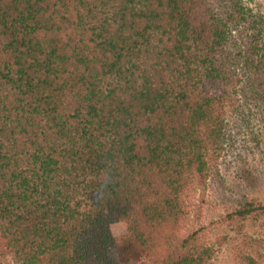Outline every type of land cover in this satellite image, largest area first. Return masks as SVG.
Wrapping results in <instances>:
<instances>
[{
	"label": "trees",
	"instance_id": "trees-1",
	"mask_svg": "<svg viewBox=\"0 0 264 264\" xmlns=\"http://www.w3.org/2000/svg\"><path fill=\"white\" fill-rule=\"evenodd\" d=\"M263 26L241 0H0V255L210 264L198 229L178 235L184 194L225 140L237 69L264 104ZM252 243L238 264H262Z\"/></svg>",
	"mask_w": 264,
	"mask_h": 264
},
{
	"label": "rangeland",
	"instance_id": "rangeland-1",
	"mask_svg": "<svg viewBox=\"0 0 264 264\" xmlns=\"http://www.w3.org/2000/svg\"><path fill=\"white\" fill-rule=\"evenodd\" d=\"M241 2L264 16V0ZM243 77L237 69L236 88L225 107L224 142L209 158L203 179L195 180L184 194L186 214L178 235L198 229L213 248L210 264H238L237 251L244 250L248 239L255 240L252 246L262 254L264 264V213L228 216L245 202L264 204V104L242 88ZM207 90L218 94L221 85L210 83ZM110 231L119 239L125 233L124 224L113 222ZM0 264L15 263L9 255L1 254Z\"/></svg>",
	"mask_w": 264,
	"mask_h": 264
}]
</instances>
